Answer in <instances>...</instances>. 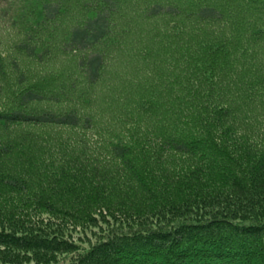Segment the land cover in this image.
Listing matches in <instances>:
<instances>
[{
	"label": "trees",
	"instance_id": "16d2710c",
	"mask_svg": "<svg viewBox=\"0 0 264 264\" xmlns=\"http://www.w3.org/2000/svg\"><path fill=\"white\" fill-rule=\"evenodd\" d=\"M10 88L0 264H264V0H0Z\"/></svg>",
	"mask_w": 264,
	"mask_h": 264
},
{
	"label": "rangeland",
	"instance_id": "374dc122",
	"mask_svg": "<svg viewBox=\"0 0 264 264\" xmlns=\"http://www.w3.org/2000/svg\"><path fill=\"white\" fill-rule=\"evenodd\" d=\"M257 57H258V55H257ZM15 62H19V64L21 63V62H24L23 63V65H22V69H26L27 70V68H26V66L27 67H29L28 69H30L31 68V64L29 63V61L27 60V59H25V58H23V56H19V54H17V56L15 55ZM8 72V74L11 76V75H13V76H15V75H18V74H16L14 71H10L9 72V70L7 71ZM36 75H38V73L36 74ZM62 76V74H61V70L59 71V74H57L55 77H52L51 79H47V82H46V84H45V86H43V85H41L42 87H44V89L46 88V91L48 92V93H53V92H55V93H57V97H55V99L54 100H52L51 99V102L49 103V102H47V101H44L45 100V98H47L46 96H45V98L43 99V101L41 102V103H37V102H35V103H37V105L36 106H40V107H37L40 111H44V110H46L45 108H47V107H49V106H52V108H55L56 110H61V109H64L65 108V106H68V105H73V106H77V105H79L80 107H81V110L82 109H84L83 108V104H82V102L81 101H77L75 98H76V94H77V92H78V90L77 89H75V90H73L68 84H66V83H64L65 84V87H64V89H62V88H60L59 86H58V84H59V81H60V77ZM37 76H31L30 75V77H29V79H26L27 81H29V82H33V83H37L38 84V81L39 80H37V78H36ZM11 78H12V76H11ZM10 78V79H11ZM13 80V79H12ZM28 82V83H29ZM55 82H57L56 84H55ZM27 83V84H28ZM26 84V85H27ZM25 86V84L24 85H22V87H24ZM26 87V86H25ZM13 88H10V89H7V90H5L4 92H6V94H3V95H1L0 94V109H2V108H4L3 106L4 105H6V106H9L8 108H6V109H8V110H11L16 104V101H17V98H16V96H15V94H13V93H15V92H13V90H12ZM22 89H24V88H22ZM32 103V102H31ZM101 103H98L96 106H95V111H98L99 109H100V107H101ZM30 107H36V106H34L33 105V103L32 104H30L29 105ZM80 109V108H79ZM5 110V109H4ZM54 160H55V162H56V160H57V158H54ZM61 160V159H60ZM54 176H55V181H57V182H64L62 179H61V177L57 174V172H55V174H54ZM256 223H260V222H256ZM263 225V224H262ZM214 232H216V230H214ZM249 236H251V235H249ZM246 239H248L247 237H246ZM241 241H243V240H241ZM178 242V240H176V242H175V246H178V245H182V244H187V242L186 243H184V240L182 241V242H180V243H177ZM243 242H245V241H243ZM236 253H238L239 252V250H237V251H235ZM66 264V263H65Z\"/></svg>",
	"mask_w": 264,
	"mask_h": 264
}]
</instances>
